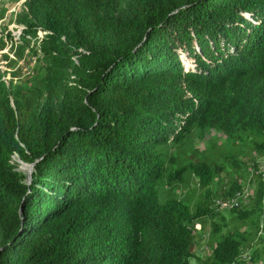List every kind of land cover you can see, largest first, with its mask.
Returning a JSON list of instances; mask_svg holds the SVG:
<instances>
[{"label":"trees","instance_id":"obj_1","mask_svg":"<svg viewBox=\"0 0 264 264\" xmlns=\"http://www.w3.org/2000/svg\"><path fill=\"white\" fill-rule=\"evenodd\" d=\"M123 5L25 0L23 41L1 31L15 75L33 39L43 64L31 86L0 68V264H191L193 222L241 189L214 184V162L177 165L169 149L197 127L264 138V0ZM10 158L34 163L29 181ZM186 171L204 190L193 206L177 194ZM254 201L264 207L263 184ZM251 210L239 217L257 230ZM242 234H220L200 264L234 261Z\"/></svg>","mask_w":264,"mask_h":264},{"label":"rangeland","instance_id":"obj_2","mask_svg":"<svg viewBox=\"0 0 264 264\" xmlns=\"http://www.w3.org/2000/svg\"><path fill=\"white\" fill-rule=\"evenodd\" d=\"M123 4L126 5V0H123ZM24 9L25 0H0V33L1 31L3 33L9 32L13 36L14 41L18 43L23 41V37L22 25L17 23L16 16ZM38 34L40 36V32ZM1 60L5 61L2 55L0 56ZM74 60L77 61L75 56ZM192 60V58L186 57L187 67L192 64ZM42 64V55L39 52L36 40L33 39L30 45L26 47L24 57L18 60L16 64L17 70L20 71L19 75H15V68L8 67L6 61L0 62V68L4 72V80L11 82L12 87L14 84L31 86L36 83L35 78L41 76ZM69 83L72 85L74 81L69 80ZM58 91L59 87L53 90V92ZM54 104H58V99H55ZM263 139L262 136L256 135L248 129L240 127V125H236L231 132L215 127H197L188 133L181 143L169 149V152L173 153L177 158V165L187 163L188 167L189 164L200 162L201 160L210 163L214 162L217 168V179L214 184H218L221 187L224 185V190H228L230 184L236 181L241 188L234 195H219L211 202L214 208L215 199L229 200L235 198L238 201V206L225 209L222 212L216 209L215 214L193 222L191 226L192 255L189 259L191 264H200L201 259L210 256L211 246L219 239L220 234L239 228L245 239H243L239 254L229 264H264V207L258 208L254 201L256 189L259 185H264V152H261L257 147V144L262 142ZM14 154L20 158L17 153ZM225 157L228 159L235 158L237 161L242 162L243 166L233 168ZM16 160L17 158H10V162L18 171L24 173L26 180L29 181L33 168L28 176L27 169L23 170L17 166L14 163ZM22 163L29 167L30 163L23 161ZM175 167L174 165L173 168ZM180 184L177 194L185 202H188L190 206H193L196 201L203 199L204 190L198 177L191 171L184 173ZM219 190L222 191L221 188ZM250 209H252L250 216L259 221L257 230L254 227V223L251 224L253 225L252 229L249 227V219L243 221V218L239 217L241 212ZM216 224L221 226L220 233H216Z\"/></svg>","mask_w":264,"mask_h":264},{"label":"built area","instance_id":"obj_3","mask_svg":"<svg viewBox=\"0 0 264 264\" xmlns=\"http://www.w3.org/2000/svg\"><path fill=\"white\" fill-rule=\"evenodd\" d=\"M26 8V7H25ZM2 34L0 33V36ZM40 36H42L41 32H40ZM7 53V48H4V49H0V56L3 54V53ZM9 56L10 57H13V55L11 53H9ZM0 62H5V61H0ZM7 81V80H6ZM8 82V81H7ZM214 204H215V207L218 211L222 212L223 210L225 209H228V208H233V207H236L238 206V201L235 199V198H231L229 200H221V199H215L214 200Z\"/></svg>","mask_w":264,"mask_h":264},{"label":"water","instance_id":"obj_4","mask_svg":"<svg viewBox=\"0 0 264 264\" xmlns=\"http://www.w3.org/2000/svg\"><path fill=\"white\" fill-rule=\"evenodd\" d=\"M34 167V163L29 164V167L27 169V175L29 176L31 169Z\"/></svg>","mask_w":264,"mask_h":264}]
</instances>
